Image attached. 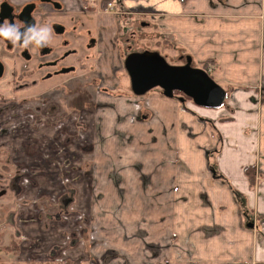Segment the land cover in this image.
Instances as JSON below:
<instances>
[{"label": "crops", "instance_id": "0c3cea01", "mask_svg": "<svg viewBox=\"0 0 264 264\" xmlns=\"http://www.w3.org/2000/svg\"><path fill=\"white\" fill-rule=\"evenodd\" d=\"M109 2L119 6L117 13L98 11L95 33L106 56L131 9L149 31L159 24L162 37L196 67L214 63L211 72L224 88L258 86L264 75V0ZM152 91L97 100L90 130L97 170L88 208L98 230L90 263L264 264L256 259L264 224L253 218L264 217V112L245 115L254 111L249 93L244 115L236 110L237 120L213 126L202 117L212 109L194 106L191 113L177 98ZM253 123L262 139L254 144ZM247 167L261 175L255 187Z\"/></svg>", "mask_w": 264, "mask_h": 264}, {"label": "rangeland", "instance_id": "374dc122", "mask_svg": "<svg viewBox=\"0 0 264 264\" xmlns=\"http://www.w3.org/2000/svg\"><path fill=\"white\" fill-rule=\"evenodd\" d=\"M84 1L88 2V0ZM102 1L103 0H96L95 2ZM75 2H82V0H75ZM91 2H93V0ZM99 9L102 8L101 6L99 8L97 5V11H99ZM115 11L113 13H115ZM109 15L115 17L112 14ZM108 20L110 23L115 21L111 17ZM127 20L130 21L127 22L128 28L121 32V37L116 36V42L115 40L112 41L111 39L110 41L109 39L110 42H108V44L110 51H107L110 52L109 56H102L101 53L98 55L100 51H105L103 47L104 44L101 45V49L98 47V49L92 50L93 54L90 56L93 62H96L97 70H94L95 67L93 69L94 71L91 69L88 70V72H90V81L82 79L83 81L75 84L77 86L63 91H61L62 89L60 88L51 89L52 86L55 85L52 83L44 84V88H41V90L28 91V93L23 95L17 96L12 93L11 103L5 109H0V174L3 175V179H8L5 181L6 187L13 192L17 191L18 193L19 188L23 190L29 187L36 189V194L33 197L29 195L27 199H15L13 196L8 197V199L4 197L0 198L2 202L1 205L5 204V210H2L0 213V222L7 225L13 233L15 232V228L16 230L19 227L23 228L22 226L29 220H36L38 216L42 214L43 219L38 222L41 223L40 226L46 224V222H52L55 224L54 228L56 229L52 233L45 232L43 238H53L57 240L53 245L67 248V250L70 247L72 250L71 252H73L71 253L73 260L78 263L83 262L84 264H89L91 259L95 261L91 248L97 243L96 237L98 228L88 208V192L92 190L94 184L92 178L94 171L97 170V166L94 162L95 141L92 140L93 134L92 131L89 130H91L90 127L93 123V112H95L97 100H102L101 98L103 97L101 95L103 94L105 85H103L104 79L102 77L108 82V89H119V92L112 93V96L122 95L127 98L126 100H129L134 97V94L130 91L132 90L131 78L125 68V60L127 58L129 45H131L134 52H157L162 57H165V59L167 58V61L172 66H180L186 63L187 56H183L184 53L180 47L167 37H162L159 24L157 25V23H155L153 31H149L150 29L148 28H142V31L141 29L138 31L136 30L134 38L128 31L129 27H134V24H138V26L141 27L140 23H136V19L130 17ZM87 23L93 36L96 37V21L89 20ZM84 35L86 37L82 36V41L85 40L89 42L90 39H88L87 32ZM193 66L196 67L194 64ZM198 68L207 71L214 80L222 86L215 78L214 72H211L216 68L214 63ZM206 68L209 70H206ZM92 71L93 73H91ZM100 73H102L103 76H101ZM96 74L98 76H96ZM259 81L258 86L253 87L228 86L224 88L222 86L228 94L225 103L219 109L203 111L207 114L209 112L213 114V116H210L204 113V115H202L203 119L211 122L210 124L213 126H215L217 122L219 124H224L233 122L234 118L237 120L236 110H238V112L240 111L239 114H237V117H240V115H244L246 112L245 106L250 108V105L247 104L249 93L254 101V107L252 108L254 111H248L245 115L249 114V118H259L260 114L264 112V75L261 76ZM55 89L57 90L52 94H47V91ZM153 91L163 94L160 88L154 89ZM107 94H111L110 90ZM176 96L179 98V96L181 97L182 95L176 93ZM180 104L183 110L188 109L191 113L193 112L191 110H195L194 106L196 105L189 99H186L185 102H180ZM38 106L42 107V111L39 114L34 112ZM81 109L85 110L84 112L86 113V121L83 123L85 127H79L74 133H56L57 131L51 132L45 129L51 127L49 123V121H53V118L50 116L51 114L58 118L54 121V123L56 122L57 124L60 122L59 120L62 119V115L66 114L69 110ZM80 112L83 114L82 111ZM80 112L76 115L77 117ZM197 114L200 116L199 113H196V115ZM258 118L255 119V121H257ZM260 119L262 120V115ZM88 122L89 125L87 126ZM252 126L254 128V123ZM222 129L223 127H220V133ZM1 130H8V132L3 136ZM251 132L252 134L248 135V137L254 144L256 143V138L258 137L259 140L261 136H255V128L252 129ZM224 137L226 136L224 135ZM24 141L33 144L29 148L26 144V151L21 149L20 146ZM3 156H7V158L4 159ZM24 157H26L25 161L20 160ZM13 159H17V162H12ZM9 160H11V162L7 163ZM4 166L10 169V176L2 170ZM258 169L261 170L260 168ZM215 176L217 175L215 174ZM256 177L261 178L259 172ZM2 178L0 176V180H2ZM0 184L4 183L1 182ZM255 186L256 182L254 184V187ZM35 201L40 204L35 203ZM26 204H29V206L26 208L25 212L23 210L22 212L16 211V218L14 217L13 224L15 225L16 222L17 226L13 227L9 218L14 214V210H17V206L22 209ZM30 204L36 206L32 209ZM51 213L57 214L58 219L50 221ZM22 216L24 218H22ZM253 218H257L256 221L258 224H264L263 216H261L262 219L258 217V215ZM19 219L22 221L24 220V224L21 226L19 225ZM73 233L74 236L72 238ZM71 238L74 239V246H71ZM96 255H98V253H96ZM114 257L113 255L107 256V259H112ZM114 260L112 262L106 260L104 263L118 264L114 262Z\"/></svg>", "mask_w": 264, "mask_h": 264}, {"label": "flooded vegetation", "instance_id": "af4514ba", "mask_svg": "<svg viewBox=\"0 0 264 264\" xmlns=\"http://www.w3.org/2000/svg\"><path fill=\"white\" fill-rule=\"evenodd\" d=\"M109 1L112 0H103L102 2H75V0H0V24L14 22L23 27L24 22L35 23L37 25L48 23L52 25L54 30V38L51 46L43 49L31 48L25 50L22 47H14L12 44L0 38V109L8 107L11 103L12 93L19 96L28 93V91L41 90V88H44V84L52 83L55 85L51 89L60 88L63 91L77 86L75 84L80 81H90V72L88 70H93L94 67V70H97V64L93 62L90 55L93 54L92 50L98 49L99 46L96 38L90 31L91 29L88 28L89 25L87 22L89 20L96 21V19L98 22L100 18L99 12L106 14L117 13L116 11L119 6ZM97 5L99 8L100 6L102 8L99 9V12L97 11ZM114 11L115 13H113ZM135 15L131 9L124 13V17L128 22L130 21L127 19L129 17L135 19ZM118 17L120 18V16ZM147 25V22L142 21L140 22L141 27L138 24H134V27H129L128 31L135 38V31L139 29L142 31V28H146ZM86 32L88 39H90L89 42L82 41V36L86 37L84 35ZM128 48L127 57L131 54L139 53L138 51L134 52L131 45ZM100 53L104 56L102 51L98 55ZM100 74L103 76L102 73ZM96 76L98 75L96 74ZM102 78L104 79V82L102 80L103 85H105L102 95L112 98V93L119 92V89H108V82L105 81L106 79L104 77ZM56 90L47 91V94L50 95ZM109 90L111 94H107ZM130 91L134 94L133 90ZM133 96L136 95L134 94ZM97 109L98 106L96 104L95 112H93L94 116L98 112ZM41 111V106H38L34 110L37 114ZM84 111L82 109L69 110L66 114L62 115V119L57 124L54 121L58 118L51 114L50 116L53 118L52 122L49 121L51 127L45 129L51 132L57 131L56 133H74L79 127H85L83 125L86 121V113ZM78 112L80 114L77 117ZM88 125L89 122L87 123ZM90 129H92V126ZM6 132L8 130H1L3 136L7 134ZM26 144L28 148L33 145L30 142L24 141L20 144L21 149L26 151ZM3 158L5 159L7 156H3ZM25 159L26 157L20 160L25 161ZM10 162L11 160L7 163ZM12 162L16 163L17 159H13ZM3 168L2 170L10 176V169L5 166ZM253 171L257 175L258 170L254 168ZM0 176L1 178L3 177L1 174ZM7 180L3 178L0 180V183H4L0 184V198L4 197L8 199V197L13 196L15 199H27L29 195L33 197L36 194V189L30 187H25V190L19 188L18 193L17 191L13 192L7 189L5 184ZM35 203L40 204L37 201ZM1 204L2 202L0 201V213L2 210H5V204ZM30 205L32 209L36 206H33V204ZM28 206L29 204H26L22 209L19 206L16 207L17 210L15 209L14 214L9 218L13 227L17 226L16 222L15 225L13 224V219L14 217L16 218V211L22 212L23 210L25 212ZM22 218L24 217L22 216ZM42 219L43 215L40 214L36 220H29L25 223L26 226H22L23 228L19 227L17 230L15 228V232L13 233L7 225L0 222V264H84L83 262L78 263L73 260V256L71 255L73 252H71L70 247L67 250V248L53 245L57 240L43 238L45 232L52 233L56 229L54 228L55 224L52 222H46V224L40 226L41 223L38 222ZM50 219V221H54L58 219V215L51 213ZM19 221L20 226L24 224V220L19 219ZM73 236L74 233L72 234V238ZM72 238L70 243L71 246H74L75 242Z\"/></svg>", "mask_w": 264, "mask_h": 264}, {"label": "water", "instance_id": "95a60500", "mask_svg": "<svg viewBox=\"0 0 264 264\" xmlns=\"http://www.w3.org/2000/svg\"><path fill=\"white\" fill-rule=\"evenodd\" d=\"M125 68L136 96L160 88L167 98L190 99L205 109H219L227 98V91L207 71L194 67L190 56L184 65L172 66L157 52L134 53L126 58Z\"/></svg>", "mask_w": 264, "mask_h": 264}, {"label": "clouds", "instance_id": "9594fccd", "mask_svg": "<svg viewBox=\"0 0 264 264\" xmlns=\"http://www.w3.org/2000/svg\"><path fill=\"white\" fill-rule=\"evenodd\" d=\"M53 31L52 25L48 23L37 25L24 22L23 27L14 22L0 24V38L14 47H22L25 50L43 49L51 46L54 38ZM257 210L261 211L262 209L257 206ZM256 259L264 261V248H257Z\"/></svg>", "mask_w": 264, "mask_h": 264}, {"label": "trees", "instance_id": "16d2710c", "mask_svg": "<svg viewBox=\"0 0 264 264\" xmlns=\"http://www.w3.org/2000/svg\"><path fill=\"white\" fill-rule=\"evenodd\" d=\"M206 70H209L208 68H206ZM176 93H178V92H176ZM175 93V94H176ZM190 100V99H189ZM254 170V168H252V167H247L246 169H245V174H246V176L248 177V179H249V182H250V185L253 187L254 186V184H255V182H256V177H255V172L253 171Z\"/></svg>", "mask_w": 264, "mask_h": 264}]
</instances>
